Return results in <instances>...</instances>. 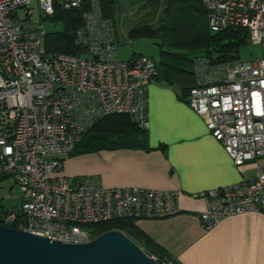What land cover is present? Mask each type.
I'll return each instance as SVG.
<instances>
[{
    "label": "built area",
    "instance_id": "built-area-1",
    "mask_svg": "<svg viewBox=\"0 0 264 264\" xmlns=\"http://www.w3.org/2000/svg\"><path fill=\"white\" fill-rule=\"evenodd\" d=\"M34 0H0V178L19 189V206L0 211L2 225L64 244H84L86 228L114 220H153L180 213L176 191L105 188L91 177H68L63 159L100 119L128 115L148 127L147 88L158 77L145 55L117 59L115 25L100 0H88L74 32L78 56L48 52L47 32L34 20ZM39 16L80 9L83 0H36ZM212 32L244 29L259 58L195 62L185 98L236 167L254 162V176L203 192V229L264 212V0H202ZM153 258V257H152ZM155 260V259H154ZM171 264V263H169Z\"/></svg>",
    "mask_w": 264,
    "mask_h": 264
},
{
    "label": "crops",
    "instance_id": "crops-1",
    "mask_svg": "<svg viewBox=\"0 0 264 264\" xmlns=\"http://www.w3.org/2000/svg\"><path fill=\"white\" fill-rule=\"evenodd\" d=\"M111 21L116 31L118 23ZM193 71V78L178 79L173 86L159 82L148 85L146 132L150 150H103L66 156L62 171L68 177L94 178L105 188L178 192L179 214L134 222L178 264H264V212L231 216L210 230L200 224L203 192L252 178L254 162L234 166L204 120L187 105L181 88L195 85V62Z\"/></svg>",
    "mask_w": 264,
    "mask_h": 264
},
{
    "label": "trees",
    "instance_id": "trees-1",
    "mask_svg": "<svg viewBox=\"0 0 264 264\" xmlns=\"http://www.w3.org/2000/svg\"><path fill=\"white\" fill-rule=\"evenodd\" d=\"M100 4L103 16L114 20L118 1L100 0ZM143 6H151L154 12H160L156 28L145 24L130 29L127 35L129 39L148 37L156 40L159 47L156 82L173 86L178 79L187 81L193 78V62L197 57H205L212 64L231 63L241 59L239 50L249 42L244 29L212 32L207 24L202 0H146ZM87 8L88 0H83L80 9H55L48 19L60 23L62 29L47 32L45 46L48 52L73 56L82 54V49L75 45L74 32L82 25V14ZM134 55L136 54L132 56ZM191 87L181 88L185 96ZM121 149L150 150L147 145V132L128 115L113 114L100 119L88 129L67 156L77 157L103 150ZM3 179L5 178H0V181ZM0 211L6 210L0 207ZM11 227L16 229L17 226L14 224ZM86 228L93 232L94 237L108 231L121 232L158 264H178L147 238L131 220H114L88 225Z\"/></svg>",
    "mask_w": 264,
    "mask_h": 264
},
{
    "label": "water",
    "instance_id": "water-1",
    "mask_svg": "<svg viewBox=\"0 0 264 264\" xmlns=\"http://www.w3.org/2000/svg\"><path fill=\"white\" fill-rule=\"evenodd\" d=\"M0 264H158L121 232L64 244L0 224Z\"/></svg>",
    "mask_w": 264,
    "mask_h": 264
},
{
    "label": "rangeland",
    "instance_id": "rangeland-1",
    "mask_svg": "<svg viewBox=\"0 0 264 264\" xmlns=\"http://www.w3.org/2000/svg\"><path fill=\"white\" fill-rule=\"evenodd\" d=\"M132 1H135L136 4H133ZM145 1L146 0H118V7L114 19L118 23V28H116V33L119 38L117 43V56L120 61L128 60L133 52L140 55L152 56L154 58H158L159 56V47L156 40L153 38L137 37L129 39L127 35L130 29L145 24H149L152 28H156L160 12H154L151 6H143ZM159 1L162 2L163 0ZM32 6L35 9L34 20L42 22L46 32L60 31L62 29L60 23L51 22L48 18H43L41 21L38 2L36 0L32 2ZM238 55L241 59L259 58L262 56L261 47L248 42L245 46L240 48ZM19 204V189L14 181L11 178L1 180L0 207L8 210L18 207Z\"/></svg>",
    "mask_w": 264,
    "mask_h": 264
}]
</instances>
